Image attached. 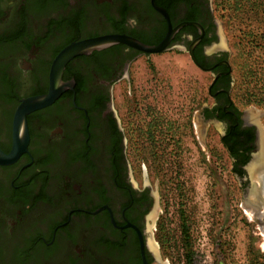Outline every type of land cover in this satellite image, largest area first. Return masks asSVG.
<instances>
[{"label":"flooded vegetation","instance_id":"obj_1","mask_svg":"<svg viewBox=\"0 0 264 264\" xmlns=\"http://www.w3.org/2000/svg\"><path fill=\"white\" fill-rule=\"evenodd\" d=\"M170 29L175 32L166 50H183L195 68L214 74V102L199 104L198 119L204 128L209 123L221 130L231 170L247 190L252 181L246 166L263 143L256 125L231 104L227 53L218 44L208 0H0V147L11 150L22 100L49 93L53 62L65 47L108 35L157 45ZM18 34L13 42L2 40ZM158 35L161 40L152 43ZM142 55L118 43L73 57L62 73L70 86L26 116L28 151L0 165V244L9 243L0 247V264H9L37 232L38 243L28 251L41 264H153L147 228L155 196L132 181L127 141L112 106L114 85ZM36 158L45 162L32 166ZM19 168L28 169L22 179L14 176ZM45 171L51 179L44 192L52 200L33 203L41 188L34 175ZM252 179L261 193L264 173L258 169ZM22 183L33 199L8 203V191Z\"/></svg>","mask_w":264,"mask_h":264},{"label":"rangeland","instance_id":"obj_2","mask_svg":"<svg viewBox=\"0 0 264 264\" xmlns=\"http://www.w3.org/2000/svg\"><path fill=\"white\" fill-rule=\"evenodd\" d=\"M208 1L227 53L231 104L261 124L264 145V0ZM213 75L183 50H165L133 61L112 90L132 181L155 196L147 228L153 264H264L258 183L244 189L220 129L198 119L201 103L214 102Z\"/></svg>","mask_w":264,"mask_h":264},{"label":"water","instance_id":"obj_3","mask_svg":"<svg viewBox=\"0 0 264 264\" xmlns=\"http://www.w3.org/2000/svg\"><path fill=\"white\" fill-rule=\"evenodd\" d=\"M163 11V10H162ZM164 12V11H163ZM175 30L170 29L165 38L157 45L146 44L134 37L127 35H108L96 38L85 39L78 42H73L72 44L65 47L56 57L53 62L51 69V82L50 91L46 95L30 97L22 100L18 105L13 124V139L12 147L9 152L4 151L0 147V165H11L16 162L20 156L28 151L29 144V130L27 125L26 116L44 106L52 103L68 86L62 81V73L65 65L73 57L82 54H90L95 50H102L104 48L110 47L112 45L123 43L128 46L137 48L145 54L159 53L165 51L168 43L173 36ZM262 114V113H261ZM256 125L259 135L262 140V126L258 122H254ZM205 129L203 130V132ZM221 131V130H220ZM264 157V145H260L256 153L253 155L252 160L246 166L250 174L251 188H256V182L252 180V174L260 169L264 172V164H262ZM256 186V187H254ZM258 188V187H257ZM257 190V189H256ZM264 193V187L261 193H259L258 200L264 201L262 194ZM258 203L256 204V206ZM257 208V207H256ZM156 212V210H155Z\"/></svg>","mask_w":264,"mask_h":264},{"label":"trees","instance_id":"obj_4","mask_svg":"<svg viewBox=\"0 0 264 264\" xmlns=\"http://www.w3.org/2000/svg\"><path fill=\"white\" fill-rule=\"evenodd\" d=\"M20 36L21 35L18 34V35H15L13 37L11 36V37H8V38H6V37L2 38V40H4V41L6 40L5 42L9 43L10 41L13 42L15 39H19ZM162 37H163V35L156 36L154 38V41H152V43H156L157 44L161 40ZM68 39H69V37L66 36V38L63 39V41L68 40ZM71 40H69V41H71ZM69 41H67V42H69ZM4 49H5V47H0V50L2 52H3ZM6 83H8L6 85H10V86L12 85V84H10V81L8 79L6 80ZM2 148L4 150H6V152H8V150H9L8 146L7 147L6 146H2ZM24 157H28V159H29V156L26 153L23 155V158ZM44 162H45V158H43V159L36 158L34 163H32V166H38V165H40V164H42ZM26 170H28V169L19 168V170L15 173L14 176L17 177L18 179H22V177L25 174ZM50 179L51 178H50L49 173L47 171H45L44 173L40 172V173L34 175V180H40L41 181V188H40L39 194L35 196V198L33 200V203L36 202L35 200H40V199H44L47 202H51L52 198H50L44 192L45 188L48 186V181ZM18 181L19 180H17L16 182L18 183ZM26 183H22V185H20V187H18L17 189H13V190H9L8 191L10 193V196L7 198L8 203H13V202L14 203H19V202L23 201V203L27 204L28 201L33 199V197L30 195V193L24 191L23 186L26 185ZM62 192H63V189H62ZM30 208H26L25 210H23L22 214H24V215L27 214ZM34 232H36V231H34ZM38 238H39L38 232H37V234H33L32 236H30V238L28 239L27 246L25 245L24 246L25 248H21V249L17 248V250H15L16 253H14L13 259H11L9 264H28L30 259L32 260L33 264H41L40 259L39 258L38 259H33L34 256L31 258L30 254H29V251H28L29 246L33 247L34 245H36L38 243ZM8 244H6V245H8ZM6 245L3 244V246H2L0 244V247H5ZM16 245L20 246L21 243L20 244H16ZM256 264H259V263L256 262Z\"/></svg>","mask_w":264,"mask_h":264},{"label":"bare ground","instance_id":"obj_5","mask_svg":"<svg viewBox=\"0 0 264 264\" xmlns=\"http://www.w3.org/2000/svg\"><path fill=\"white\" fill-rule=\"evenodd\" d=\"M263 173H264V172H263ZM260 175H261V174H260ZM261 176H262V175H261ZM261 176H260V177H261ZM262 180H263V179H262ZM263 181H264V180H263ZM263 187H264V183H263Z\"/></svg>","mask_w":264,"mask_h":264},{"label":"crops","instance_id":"obj_6","mask_svg":"<svg viewBox=\"0 0 264 264\" xmlns=\"http://www.w3.org/2000/svg\"><path fill=\"white\" fill-rule=\"evenodd\" d=\"M196 69H197V68H196ZM197 70H198V69H197ZM203 106L205 107V106H206V104L204 103V104H203Z\"/></svg>","mask_w":264,"mask_h":264}]
</instances>
